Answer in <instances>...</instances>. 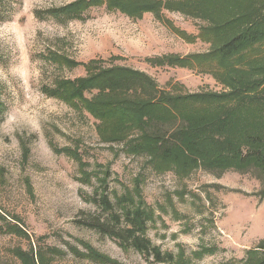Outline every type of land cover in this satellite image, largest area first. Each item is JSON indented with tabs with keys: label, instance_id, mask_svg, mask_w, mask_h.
<instances>
[{
	"label": "rangeland",
	"instance_id": "rangeland-1",
	"mask_svg": "<svg viewBox=\"0 0 264 264\" xmlns=\"http://www.w3.org/2000/svg\"><path fill=\"white\" fill-rule=\"evenodd\" d=\"M77 1L0 0V264H22L14 255L19 247L57 248L62 254L51 264H152L126 240L130 224L114 200L138 186L154 211L146 221L152 246L172 252L176 261L185 254L186 264H248L250 251L264 239L260 163L243 169L198 166L183 176L174 170L159 173L147 155L129 153L125 142H103L92 112L45 89L58 80L89 77L95 62L100 69L141 71L160 95L192 96L185 101L192 104L203 95L230 93L229 84L199 64L173 63L212 50L213 39L204 35L211 23L166 4L159 17L153 11L132 14L110 0H91L77 19L47 13ZM98 93L92 89L85 97ZM173 121L156 128L172 134ZM64 148L79 149L92 172L109 167L108 185L95 176L83 182L80 164ZM104 191L114 202L117 223L92 201ZM94 222L119 236L90 226ZM11 225L29 238L11 233ZM100 256L112 261L95 259Z\"/></svg>",
	"mask_w": 264,
	"mask_h": 264
},
{
	"label": "trees",
	"instance_id": "trees-1",
	"mask_svg": "<svg viewBox=\"0 0 264 264\" xmlns=\"http://www.w3.org/2000/svg\"><path fill=\"white\" fill-rule=\"evenodd\" d=\"M90 1L79 0L73 5L49 9L47 13L56 19H77L82 16V7H87ZM131 1L134 0H110V3L128 13L153 11L157 16L161 6L166 4L210 22L204 35L213 39L212 50L207 54L175 58L173 63L179 66L197 63L221 77L232 91L203 95L192 104L185 102L191 101L192 96L160 95L157 85L141 71L127 67L100 69L94 62L89 64V77L58 80L53 87L45 88L47 94L76 109L92 112L100 120L97 131L103 142H125L129 153L147 155L159 173L174 170L183 176L198 166L243 169L252 161L264 167V0H142L129 9ZM92 89H98L99 93L86 98L85 93ZM166 108L175 112L169 110L164 114ZM171 121L177 128L172 134L156 128V123ZM64 149L80 164L83 182L91 183L95 176L100 179L101 186L108 185L109 167L103 172L99 166V172H92L89 170L91 164L84 161L79 149ZM114 200L130 224L125 239L138 252L148 260L152 258V264L187 263L185 254L176 261L172 252H162L146 237V221L153 219L154 211L145 204L139 186L133 191L126 189L123 195L116 194ZM92 201L108 212L115 223L119 221L109 193H96ZM90 226L119 236L104 223L94 222ZM10 228L11 233L29 238L20 226L11 225ZM61 254L54 247L45 251L35 247L14 250L22 264H51ZM95 259L112 261L104 256ZM247 262L264 264V239L250 251Z\"/></svg>",
	"mask_w": 264,
	"mask_h": 264
}]
</instances>
